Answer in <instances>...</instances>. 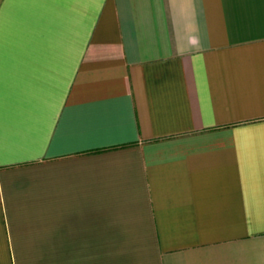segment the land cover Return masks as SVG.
Wrapping results in <instances>:
<instances>
[{
  "label": "crops",
  "instance_id": "crops-1",
  "mask_svg": "<svg viewBox=\"0 0 264 264\" xmlns=\"http://www.w3.org/2000/svg\"><path fill=\"white\" fill-rule=\"evenodd\" d=\"M0 264H264V0H0Z\"/></svg>",
  "mask_w": 264,
  "mask_h": 264
}]
</instances>
